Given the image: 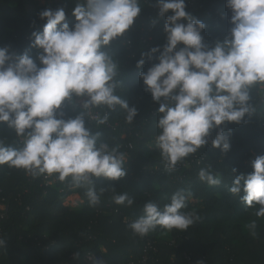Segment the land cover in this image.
Listing matches in <instances>:
<instances>
[{"label": "clouds", "instance_id": "clouds-1", "mask_svg": "<svg viewBox=\"0 0 264 264\" xmlns=\"http://www.w3.org/2000/svg\"><path fill=\"white\" fill-rule=\"evenodd\" d=\"M156 6L161 17L169 10L173 13L164 25L167 42L162 50L156 46L142 53L137 67L146 59L159 61L139 75L159 103L156 148L164 168L175 171L208 144L215 129L219 131L211 140L213 147L230 151L231 129L226 132L222 125L239 124L259 113L255 99L264 100V0H226L232 27L212 45L202 35L205 23L186 11L185 0H156ZM71 12L72 26L63 7L39 13L46 23L43 31L32 33L35 56L0 47V125L6 124L18 138L8 143L7 137H0V166L82 188L89 206L99 205L110 189L115 204L132 207L135 199L127 192L118 193L116 187L97 190L94 178L119 180L126 175L128 159L119 146L101 139L102 133L90 122L94 120L97 128L107 125L118 106L128 124L138 115V109L118 93L123 86L121 62L112 44L140 15V0H77ZM69 106L81 110L66 117ZM251 164L254 170L235 175L228 191L264 218V155ZM212 167L201 168L198 177L219 186L222 175ZM236 171L232 169L233 174ZM190 195L181 188L163 207L145 202L143 214L128 227L140 237L157 228L188 230L200 219L194 211H185ZM248 228L257 235L255 220ZM5 243L0 239V246Z\"/></svg>", "mask_w": 264, "mask_h": 264}, {"label": "trees", "instance_id": "trees-1", "mask_svg": "<svg viewBox=\"0 0 264 264\" xmlns=\"http://www.w3.org/2000/svg\"><path fill=\"white\" fill-rule=\"evenodd\" d=\"M76 2L0 0V47H9L17 54L28 51L35 56L38 49L31 46L32 33L43 31L46 23L39 13L63 7L72 26L75 17L71 9ZM185 2L186 11L205 23L202 35L206 43L212 45L229 35L232 12L226 0ZM140 7L133 26L112 44V51L121 62L119 79L123 86L118 93L138 109V115L128 124L125 111L118 106L107 125L97 128L94 120L90 122L94 131L102 133L101 139L128 152L126 175L119 180L94 178L97 190L116 187V192L134 197L135 204H115L109 189L99 205L89 206L82 188L54 177L46 185L43 176L33 178L22 169L0 166V199L4 198L8 205V216L0 224V239L6 242L0 246V264H89L85 259L89 253L103 255L104 264H198L201 260L205 264H264V218L253 216V209L246 208L239 196L228 191L234 176L251 173V161L264 155V118L260 113L264 100L255 99L258 114L246 116L239 124L222 125L226 132L231 129L230 151L223 152L209 141L175 171L166 170L155 145L159 103L152 99L139 75L159 61L146 59L140 68L137 61L152 47L160 46L162 50L167 42L166 16L173 13L169 10L164 17L159 16L156 0H140ZM158 56L159 52L154 54ZM80 110L79 106H69L66 117H74ZM218 131H212V139ZM0 137H7L8 143L18 139L6 124L0 125ZM195 156L200 157V163ZM209 165L213 172L222 175L221 185L211 186L199 179V170ZM233 168L237 170L234 174ZM181 188L191 193L185 211H194L200 219L186 231L157 228L150 232L157 250L142 262L147 236L134 234L128 225L143 214L145 202L154 201L163 207ZM74 193L81 203L65 204L66 197ZM253 220L257 223L256 236L248 228ZM76 252L78 259L74 258Z\"/></svg>", "mask_w": 264, "mask_h": 264}, {"label": "built area", "instance_id": "built-area-1", "mask_svg": "<svg viewBox=\"0 0 264 264\" xmlns=\"http://www.w3.org/2000/svg\"><path fill=\"white\" fill-rule=\"evenodd\" d=\"M94 112H96V111H94ZM212 138H213V136L211 135L210 138H209V141H211ZM124 153L126 154V158H128V152L125 151ZM194 159L195 160L197 159V161L200 163V160H201L200 157L195 156ZM52 182H53L52 177H49V178L46 179L45 184L49 185ZM7 216H8V205H7L6 201H5V199L1 198L0 199V224H1V221H3V219L6 218ZM1 235H2V226L0 225V237H1ZM146 236H147V241H146V244H145L144 250H143L142 262L147 261L151 251H156L157 250V247H156L155 243L151 240L149 235H146ZM85 259H86L87 263L92 264V263H94L96 261H99V262L103 261L104 257L101 254L89 253V254L86 255ZM188 260H190L189 257H188Z\"/></svg>", "mask_w": 264, "mask_h": 264}, {"label": "rangeland", "instance_id": "rangeland-1", "mask_svg": "<svg viewBox=\"0 0 264 264\" xmlns=\"http://www.w3.org/2000/svg\"><path fill=\"white\" fill-rule=\"evenodd\" d=\"M43 1V0H42ZM46 20V18H45ZM260 113H261V116L264 118V105H262L261 109H260ZM81 198L79 197V195L77 193H74V194H71L69 196L66 197L65 199V204H69L71 206H77L78 204L81 203ZM253 216L254 215V212L252 213Z\"/></svg>", "mask_w": 264, "mask_h": 264}, {"label": "crops", "instance_id": "crops-1", "mask_svg": "<svg viewBox=\"0 0 264 264\" xmlns=\"http://www.w3.org/2000/svg\"><path fill=\"white\" fill-rule=\"evenodd\" d=\"M43 2V1H42ZM102 262V264H104V262L103 261H101ZM92 264H94V263H92Z\"/></svg>", "mask_w": 264, "mask_h": 264}]
</instances>
